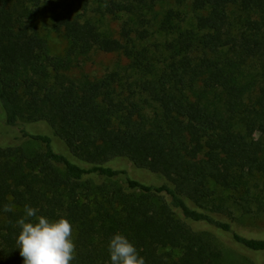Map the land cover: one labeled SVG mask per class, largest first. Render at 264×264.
Returning <instances> with one entry per match:
<instances>
[{"label": "trees", "instance_id": "16d2710c", "mask_svg": "<svg viewBox=\"0 0 264 264\" xmlns=\"http://www.w3.org/2000/svg\"><path fill=\"white\" fill-rule=\"evenodd\" d=\"M166 1L191 22L162 15ZM43 8L61 53L39 27ZM99 54L117 60L96 75ZM37 123L24 145H0V264H23L25 205L71 222L72 264H111L115 234L145 264H227L229 245L263 264L264 240L214 198L230 191L233 205L264 211V0H0V129ZM117 159L164 183L107 166Z\"/></svg>", "mask_w": 264, "mask_h": 264}, {"label": "rangeland", "instance_id": "374dc122", "mask_svg": "<svg viewBox=\"0 0 264 264\" xmlns=\"http://www.w3.org/2000/svg\"><path fill=\"white\" fill-rule=\"evenodd\" d=\"M158 11L161 12L162 15L167 14V11L173 10L178 11L181 13H185L187 15L188 22H191L192 14L189 11L187 6L177 7L171 1H166L162 3L158 8ZM182 17V16H181ZM123 20L127 19L126 16L122 17ZM39 27L42 33L46 34L48 37L49 47L52 53H61L64 48L66 47V41L58 35L50 34V20L48 12L45 8L41 9L40 17H39ZM187 22V23H188ZM109 29H111L115 35H118L121 27V21H115L109 23ZM164 38L162 36H154L149 39L148 43L152 45V43L156 41H162ZM159 43V42H157ZM117 57L115 55H104L99 54L96 56L94 61V66L91 69H87V71H92V73L98 75L102 74L107 70L113 68ZM24 123V122H22ZM22 125V124H21ZM41 126H45L44 123H37V124H25L23 127L20 128V132L17 127L15 128H8L5 130L0 129V145H24L27 142V139L21 137V132H26L30 135L38 134L41 131ZM45 132V128L43 129ZM52 145L54 150L61 154H66L67 148L59 139H53ZM108 167L118 170H125L126 174L129 178L139 181L142 184L150 185V186H160L164 183V179L159 176L147 172L145 170H141L133 166L130 162L124 159H117L109 162L107 164ZM119 184H122V181H118ZM217 195L215 196V203L216 204H223L224 206L230 207L231 213L230 217L234 221V225L236 229L240 230L246 236L257 237L264 240V211L263 212H251L247 213L245 210H242L239 206H235L232 204L233 199L231 198L234 195V199L239 198V194H234L230 191H223L217 189ZM264 195V193H263ZM236 197V198H235ZM255 211L256 209L252 207ZM227 213V212H226ZM229 214V213H228ZM220 219L222 216L219 214L217 215ZM76 238V234L73 233L72 239L73 241ZM223 249V256L227 262V264H254L252 259L245 258L244 255L238 253L234 250V248L229 246H224ZM262 262L264 264V255L262 257ZM255 262V261H254ZM255 264H258L255 262ZM259 264H262L261 262Z\"/></svg>", "mask_w": 264, "mask_h": 264}, {"label": "clouds", "instance_id": "9594fccd", "mask_svg": "<svg viewBox=\"0 0 264 264\" xmlns=\"http://www.w3.org/2000/svg\"><path fill=\"white\" fill-rule=\"evenodd\" d=\"M3 211L11 212L12 208L5 205ZM38 211L25 205V215L17 221L20 230L15 244L23 264H72L76 245L71 222L63 217L49 219ZM108 251L111 264H145L136 247L121 234L110 239Z\"/></svg>", "mask_w": 264, "mask_h": 264}]
</instances>
